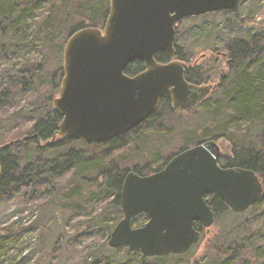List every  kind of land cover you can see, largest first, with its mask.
Here are the masks:
<instances>
[{
    "label": "trees",
    "instance_id": "16d2710c",
    "mask_svg": "<svg viewBox=\"0 0 264 264\" xmlns=\"http://www.w3.org/2000/svg\"><path fill=\"white\" fill-rule=\"evenodd\" d=\"M90 1L0 0V112L2 110L8 114L11 110H17L20 114L19 122H25L24 125L29 126V128L21 126L18 137L12 138L13 140L7 143L2 142L6 145L0 144V148L8 146L0 149V247L15 246L20 234L28 229V227L20 225L19 222H14L8 228H1L6 220L9 221L10 216L16 215L17 211L9 212L11 206L15 204L21 206L22 211L34 208L45 210L50 203L59 201L64 203V206H67L65 208L69 211V206L81 204L82 201H85L84 199H87V203L81 208L77 207L78 210H71L72 221L79 218L93 221V218H90L89 210L97 208L98 204L106 209L110 205L111 212L112 209L117 210L119 218L116 224L123 218L121 191L127 174L131 172L123 164L129 163L131 166L138 163L133 156L127 158L125 152L129 149L130 142L128 140L130 137L133 135L139 137L140 127L105 144L91 145L59 138L53 145H47L57 134L58 126L62 122V118L53 110V102L57 98L55 95L59 94L63 79V53L66 43L77 31L86 28L103 30L109 15L110 0H100V4L95 7H90ZM81 11L83 16H81ZM88 11H92L93 15L86 16ZM237 12L236 9L227 13L236 16ZM193 19L195 17L187 20ZM248 19L253 21L252 16H249ZM235 22H238L237 18ZM181 23L183 22L177 24V31ZM241 23L244 24V20ZM261 33H255L250 29L249 32L230 38L231 42L226 46L231 54L232 68L235 71L233 73L234 81L225 92V95L227 94L226 102L222 105V108L229 109L228 115H224L222 121L221 128L224 129V134L221 135L227 137V132H229L234 137L238 132L241 139L234 142L232 157L224 160V164H220V166L252 170L259 176L264 186V146L261 145V143L264 144V29ZM178 34L176 32L177 59L185 61L184 48L178 45ZM22 44L36 49L42 58L32 56L31 53L28 58L25 54L22 56L20 53ZM51 53H54L62 61V65L57 71L47 72L43 59ZM156 60L162 64L169 62L164 53L157 54ZM143 70V62L136 61L127 68L126 74L133 76ZM197 72L196 68L191 67L186 76L189 83L198 82L201 84L205 81L204 76L196 74ZM18 94L26 98L25 105L21 108ZM171 104L170 95H166L153 117L154 121L164 119V116L173 111H179L174 109ZM219 109L220 107L216 108L214 113L210 108L207 110L213 123L221 116ZM250 126L255 127L257 132H253L252 128L247 130ZM252 132L254 135L251 134ZM205 134L209 135V133ZM257 134L261 135L260 139H254ZM35 135L37 137H34ZM26 137H29V140L23 141ZM260 140L261 143H259ZM4 141H8V138L6 137ZM199 142L194 146L202 144ZM176 155L167 158L163 164L153 170L145 171L146 169L142 170L134 165L133 171L140 176L152 175L163 170ZM89 192L90 194L87 196L86 193ZM111 195L114 196V200L109 203L108 199ZM210 202L218 214L219 221L220 218L228 214L245 216L249 213L253 217L252 221L248 220V223L254 227V220L255 224H258L264 213V198L244 214H236L229 210L220 197L212 196ZM258 208H260L259 212ZM147 221V215L143 214L135 219L134 224L137 227H142ZM90 223L94 224L89 221L88 224ZM101 223L99 221L96 226ZM116 224L114 226H117ZM34 226L38 227L36 224ZM114 226L110 229V236ZM195 227L203 234L204 229L199 224H196ZM48 229L45 227L43 231ZM95 235L93 232L91 234L92 241L86 242L83 247L81 245L86 239L85 235L70 237L66 243L70 254L68 259L70 264H81L82 262V264H89L87 252L93 243L96 244L93 240ZM62 239L63 235L61 234L58 242L60 243ZM107 242L105 247H109ZM39 247L38 242L34 251H39ZM213 247L220 254L227 255L228 251L225 252L220 243ZM128 251L130 256H140L143 261L154 260L155 264H158L159 261L169 257H184L191 250L183 256L171 255L152 259L139 253H133L129 249ZM231 252L233 254L230 258L234 257L232 262L241 264L239 261L241 258L238 257L239 250L231 248ZM72 254L74 255L72 256ZM16 256L17 254H13L14 258L11 264H16ZM252 264H260V262L256 259Z\"/></svg>",
    "mask_w": 264,
    "mask_h": 264
},
{
    "label": "water",
    "instance_id": "95a60500",
    "mask_svg": "<svg viewBox=\"0 0 264 264\" xmlns=\"http://www.w3.org/2000/svg\"><path fill=\"white\" fill-rule=\"evenodd\" d=\"M239 3L110 0L103 30L77 31L66 43L63 79L53 102L62 122L47 145H53L57 136L91 145L125 136L155 115L166 95L179 111L198 106L214 87L187 81L189 65L175 60L177 24L188 18L232 12ZM159 53L170 61L157 62ZM136 61L145 64V71L130 77L126 70ZM220 156L218 143L207 141L176 155L152 175L129 172L121 191L123 219L111 233L108 246L128 248L151 259L183 256L202 240L195 225L209 230L218 220L208 197H220L236 214L246 213L263 200L259 176L252 170L221 167ZM143 214L147 223L135 228V219Z\"/></svg>",
    "mask_w": 264,
    "mask_h": 264
},
{
    "label": "rangeland",
    "instance_id": "374dc122",
    "mask_svg": "<svg viewBox=\"0 0 264 264\" xmlns=\"http://www.w3.org/2000/svg\"><path fill=\"white\" fill-rule=\"evenodd\" d=\"M90 2V7L100 4V0H91ZM237 10L236 16L223 12L181 21L183 23L177 31L179 33L178 45L184 48L186 60L180 62L196 68V71H198L196 74L204 76L205 81L200 85L219 82L224 75H227L229 78L227 76L225 78H228L227 80L230 83L225 84L226 87L222 84L227 90L228 86L234 81L233 73L235 71L228 64L231 59L226 46L228 43L230 44V38L249 32L250 29L255 33L262 34L261 31L264 29V0H241ZM80 13L83 16V12ZM91 15H93L92 11L86 12V16ZM249 16L253 17V21H249ZM236 18L238 19L237 23L235 22ZM243 20L244 24L241 23ZM32 27L34 28V25ZM20 50L22 56L25 54L26 58L29 57L30 53L32 56L39 57V59L42 58L40 53L32 47L22 44ZM217 52L225 53L227 56L224 59H218L216 63ZM203 56H206L207 59L200 61ZM43 60L47 72L50 70L54 72L61 68L62 61L54 53ZM226 96L227 94L223 95L218 87L212 96L198 107L189 111H173L171 114L164 116V119L143 126L138 131L139 137L134 135L130 137L128 142L133 145L129 144V149L125 152L127 158L133 156L138 163L131 166L129 163H125L123 166L130 171L134 170V165L139 169H146L145 171L153 170L163 164L167 158L180 154L182 150L195 147L194 144L199 141V143L217 142L221 147L220 164L223 165L224 160L231 158L233 154L234 142L241 139L238 132L234 137L229 132H227V137L221 135L224 134V129L221 128L222 121L224 115H228L227 111L229 109L222 108V105L226 102ZM56 97H58V93L55 95ZM25 100L24 96L18 94L20 108L25 105ZM218 107H220L219 114L221 116L213 123L212 118H209V114H207V110L210 108L214 113V110ZM19 115L17 110H11L8 114L1 110L0 144L10 142L14 137H18L19 129L26 124L25 122H19ZM24 126L29 128L27 125ZM251 128L253 132L256 131V128L252 126L247 130ZM205 133H209V135ZM6 137L8 141H4ZM260 137L261 135L258 136L257 134L254 139H260ZM59 138V136L56 137L55 142ZM4 143L2 145H6ZM259 143H261V140ZM261 145L264 146L262 143ZM89 194L90 192L86 193L87 196ZM84 200L81 204L68 205L69 211L65 208L67 206L59 201L50 203L45 210L34 208L35 210L22 211L21 206L12 205L9 212L17 211V213L12 217L10 216L9 221L6 220L1 228H8L14 222H19L20 225L28 227V229L20 234L15 246L0 247V264H11L14 258L13 254H17L16 264H70V260H68L70 254L66 244L70 237L72 235H85L86 239L83 240L81 245L83 247L86 242L92 241L91 234L93 232L96 234L93 239L96 244L93 243L87 252L89 264H103L102 261L106 262L105 264H143L144 262L155 264L154 260L143 261L140 256H130L126 248L112 250L105 247L110 236V229L119 218L116 209H112L111 212L110 205L107 209L101 204H98L97 208L90 209V218H93V221L91 219L83 220L82 218L72 221L71 210H78L77 207L81 208L87 203V199ZM113 200L114 196L111 195L108 201L110 203ZM106 203L108 204V202ZM259 210L260 208L257 209L258 212ZM7 217L9 218V216ZM252 217V214L249 213L245 216L225 215L220 218V221L217 220L215 225L208 231L206 229L203 231L201 242L194 246L186 256L181 258L169 257L159 261L158 264H234L232 262L234 257L233 259L230 258L233 254L231 248L239 250L238 257L241 258L239 260L241 264H252L256 259L260 264H264V213L258 224H255L254 220V227L248 223V220L252 221ZM98 220L102 223L96 226ZM89 221L94 224H88ZM35 224L38 227H35ZM45 227L49 229L43 231ZM134 227L137 228V225H134ZM61 234L63 239L59 243L58 240ZM38 242L40 245L39 251L35 252L34 249H36ZM217 243L223 246L225 252L228 251L227 255L220 254L218 250L214 249L213 245Z\"/></svg>",
    "mask_w": 264,
    "mask_h": 264
},
{
    "label": "flooded vegetation",
    "instance_id": "af4514ba",
    "mask_svg": "<svg viewBox=\"0 0 264 264\" xmlns=\"http://www.w3.org/2000/svg\"><path fill=\"white\" fill-rule=\"evenodd\" d=\"M241 1V0H240ZM240 4V3H239ZM227 56V54H225V53H222V52H217V56H216V63H217V61H218V59L220 60V59H224L225 57ZM229 57H230V59L231 60H229V65L230 66H232L233 65V61H232V57H231V54L229 53ZM207 59V57L206 56H203L202 58H201V60L200 61H205ZM175 60L176 61H178V59H177V57L175 58ZM170 61V60H169ZM199 63V62H198ZM197 63V64H198ZM220 63V62H219ZM144 64V63H143ZM165 64V63H164ZM196 64V65H197ZM190 67V66H189ZM190 69H191V67H190ZM145 71V64H144V70L142 71V72H144ZM224 71V70H223ZM142 72H140V73H142ZM189 72H190V70H189ZM188 72V73H189ZM140 73H138V74H136V75H139ZM136 75H133V76H130V77H134V76H136ZM129 76V75H128ZM227 76V75H226ZM225 75L222 77L223 79H220V81L218 82V81H216V82H214V83H209V84H206V85H200L198 82H195V83H193V85H195V86H199V87H202V86H213L214 87V89L212 90V92H211V94L205 99V100H203L200 104H202V103H204V102H206L211 96H212V94L218 89V87H219V90H221V92L223 93V95H225V92H226V88H224L223 86H222V84H224L225 85V83H228V78H229V76H227L228 78H225L226 77ZM226 87V86H225ZM172 100V99H171ZM199 104V105H200ZM171 106L173 107V102H172V104H171ZM187 111H189V110H187ZM153 117H154V115L150 118V119H148L145 123H143L141 126H139L140 127V129L143 127V126H145V125H147L148 123H152V122H154V119H153ZM219 145V144H218ZM220 147V146H219ZM220 149H221V147H220ZM232 157V156H231ZM220 160H221V156H220ZM220 160H219V162H220ZM220 164V163H219ZM212 197V196H211ZM211 197H208L207 198V201H208V203L211 205V202H210V198ZM218 197V196H217ZM212 209L214 210V208L212 207ZM208 231V230H207Z\"/></svg>",
    "mask_w": 264,
    "mask_h": 264
}]
</instances>
